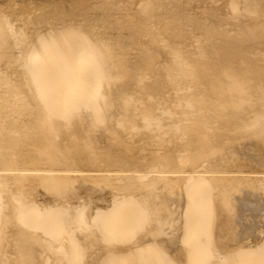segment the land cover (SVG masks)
<instances>
[{"label": "bare ground", "instance_id": "1", "mask_svg": "<svg viewBox=\"0 0 264 264\" xmlns=\"http://www.w3.org/2000/svg\"><path fill=\"white\" fill-rule=\"evenodd\" d=\"M0 264H264V0H0Z\"/></svg>", "mask_w": 264, "mask_h": 264}]
</instances>
